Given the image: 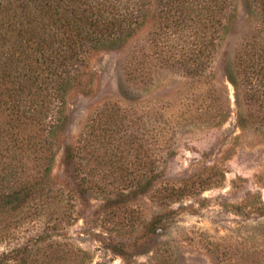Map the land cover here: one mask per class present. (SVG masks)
<instances>
[{"label":"trees","instance_id":"obj_1","mask_svg":"<svg viewBox=\"0 0 264 264\" xmlns=\"http://www.w3.org/2000/svg\"><path fill=\"white\" fill-rule=\"evenodd\" d=\"M240 5L247 20L235 31ZM149 23L151 32L121 66L127 107L103 104L76 143L64 146L80 199L110 187L121 198L108 200L115 205L138 194L151 193L166 207L178 199L172 182L156 188L172 153L165 108L150 109L147 99L146 111L136 108L145 102L140 90L164 71L200 81L213 75L219 59L235 90L237 126L264 138V0H0V245L22 227H40L1 253L0 264H75L63 231L79 194L52 179L57 147L71 124L68 96L74 89L90 92L93 53L125 48ZM232 34L235 47L225 53ZM216 93L212 87L217 110L209 114L203 105L192 120L227 121L231 101ZM180 185L177 190L192 188L195 181ZM175 214L163 211L135 239L109 248L130 264V252L160 238ZM172 255L161 264H175Z\"/></svg>","mask_w":264,"mask_h":264},{"label":"rangeland","instance_id":"obj_2","mask_svg":"<svg viewBox=\"0 0 264 264\" xmlns=\"http://www.w3.org/2000/svg\"><path fill=\"white\" fill-rule=\"evenodd\" d=\"M246 20L240 5L234 30ZM151 30L149 23L125 48L90 56L89 70L94 77L90 92L74 89L68 96L71 124L57 147L52 170L57 187L65 185V189L79 194L74 173L66 172L64 146L76 143L90 116L103 104L117 102L127 107L120 90L124 78L121 66L129 60L128 52L140 46ZM236 41L237 37L230 35L223 51L230 53ZM149 87L140 90L145 102L136 108L140 113L146 111V99L150 109L162 112L165 108L172 132L168 136L172 153L166 155L156 188L172 182L178 199H170L175 202L166 207L151 193L138 194L135 198L130 195L126 204L115 205L108 200L116 203L121 198L111 195L112 187L106 192L86 193L82 200L79 194L69 208L74 216L63 231L69 256L75 264H128L109 245L135 239L142 233V225L154 216L175 211L165 230L159 231L160 238L130 252V264H161L169 254H173L175 264H264V138L237 126L235 90L224 76L219 59L210 78L198 81L164 71ZM212 87L218 92L216 97L224 100L227 95L231 101L232 113L220 125L192 120L194 110L203 105L209 114L217 110ZM187 180L195 181V185L177 190L180 182ZM38 226L17 230L12 241L0 245V254L26 241Z\"/></svg>","mask_w":264,"mask_h":264}]
</instances>
